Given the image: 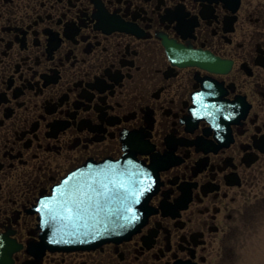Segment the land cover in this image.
<instances>
[{
  "label": "flooded vegetation",
  "instance_id": "af4514ba",
  "mask_svg": "<svg viewBox=\"0 0 264 264\" xmlns=\"http://www.w3.org/2000/svg\"><path fill=\"white\" fill-rule=\"evenodd\" d=\"M127 154L139 230L47 244L55 187ZM262 238L264 0H0V264H264Z\"/></svg>",
  "mask_w": 264,
  "mask_h": 264
},
{
  "label": "water",
  "instance_id": "95a60500",
  "mask_svg": "<svg viewBox=\"0 0 264 264\" xmlns=\"http://www.w3.org/2000/svg\"><path fill=\"white\" fill-rule=\"evenodd\" d=\"M147 170L126 157L91 167L94 174L89 178L80 172L73 184L64 180L42 205L43 240L58 248L74 249L129 237L151 211L148 201L153 190ZM98 181L101 185L104 181V190L101 188L99 196L90 193L86 197V184Z\"/></svg>",
  "mask_w": 264,
  "mask_h": 264
},
{
  "label": "rangeland",
  "instance_id": "374dc122",
  "mask_svg": "<svg viewBox=\"0 0 264 264\" xmlns=\"http://www.w3.org/2000/svg\"><path fill=\"white\" fill-rule=\"evenodd\" d=\"M257 248H260V250H258V255H259L261 252L264 253V238H262V240L259 241V242L257 243ZM258 255H257V256H258ZM261 257L264 258V255H262Z\"/></svg>",
  "mask_w": 264,
  "mask_h": 264
}]
</instances>
